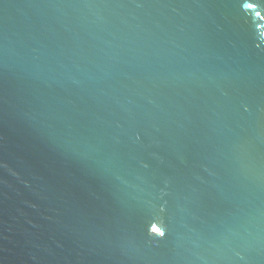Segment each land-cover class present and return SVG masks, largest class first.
Listing matches in <instances>:
<instances>
[{
    "label": "water",
    "instance_id": "water-1",
    "mask_svg": "<svg viewBox=\"0 0 264 264\" xmlns=\"http://www.w3.org/2000/svg\"><path fill=\"white\" fill-rule=\"evenodd\" d=\"M0 264H264V0H0Z\"/></svg>",
    "mask_w": 264,
    "mask_h": 264
},
{
    "label": "snow or ice",
    "instance_id": "snow-or-ice-1",
    "mask_svg": "<svg viewBox=\"0 0 264 264\" xmlns=\"http://www.w3.org/2000/svg\"><path fill=\"white\" fill-rule=\"evenodd\" d=\"M251 7V5H249Z\"/></svg>",
    "mask_w": 264,
    "mask_h": 264
}]
</instances>
